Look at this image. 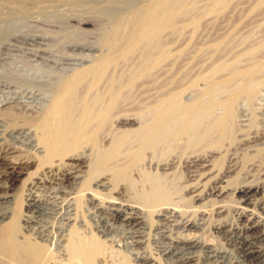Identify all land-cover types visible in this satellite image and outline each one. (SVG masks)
<instances>
[{"label":"bare ground","instance_id":"bare-ground-1","mask_svg":"<svg viewBox=\"0 0 264 264\" xmlns=\"http://www.w3.org/2000/svg\"><path fill=\"white\" fill-rule=\"evenodd\" d=\"M49 1L52 2L54 0H0V7L8 5L10 7V13L12 12L11 14L20 15V17L15 16V18L8 15L0 16V54L3 50L2 54L4 58H10L12 52L19 48L16 43H19L20 38L23 41L32 42V44L38 43L39 41L44 42L45 34L43 37V35L37 32V27L34 30V26H31L32 23L26 20L33 11H38L37 14H41L40 17L42 16L45 26L52 24L57 27V31L55 29L54 32L48 34V39L51 42L48 48L46 50L42 49L36 54L40 59L39 63L38 59L37 63L34 64L27 59L17 60L13 57L4 64L1 62L3 65L0 71V114H2V110L5 111L7 108L12 110L13 106H16L15 108L24 107L33 113L35 112V108L39 106V111L36 112L37 114L35 113L37 115L36 119L34 120V117H32L34 120L31 126L33 130H31L30 126L28 128L25 126L12 129L11 131L9 130L10 133L8 131L9 137L14 143L13 150L15 152L13 154H16L19 148L25 147L31 150L41 163H43V159H46L48 162L51 159L52 169L49 168L45 171V175L54 173L53 171L57 169V172H60V178L57 175L58 180L63 185L65 184L72 190L83 193L84 195L86 194L82 196L86 197L90 202L100 201L99 203L102 204V209L111 210L114 220L111 225L120 226L129 230L130 242L127 245V249L134 255L135 261L138 264H160L157 258L147 257L149 254L143 256L145 254L138 253L146 245L147 231H150L153 227L155 231H158L156 234H160L158 236L161 240L159 253L160 257L167 264H198L200 261L206 264H264V230L261 228L264 225L251 219L246 209L241 208L239 203L241 198H245L248 196L247 194L258 189L259 182L248 181L246 179L248 175L252 174L250 172L264 174V109L257 111L250 109V104L252 103L250 101L254 99L252 93L250 94V99H252L250 101L249 99L248 101H242V103H240L239 97L243 96H239V92H233L226 100L224 99V101L218 103L215 101L204 102L201 97H192L193 99L182 102L179 91L166 94L157 105L152 106L153 108L150 114L142 117L138 115L141 118V123L137 130L125 131L120 134L112 133V136L109 137V142L105 146L102 145L104 138L111 133L110 131H105L107 124L113 118V113L120 110L123 105H121V102L123 99H126L125 96L127 93L134 88L139 80H142L140 78L146 73L151 72V69L165 57V52L163 53L162 50L156 55V40L159 39L158 37L161 35L162 30L164 31V29L167 30L172 27L175 20V12L181 11L183 8L180 6L163 8L165 4H161L162 11L159 19L161 24H157L156 14L154 25L147 26L145 22L139 20L125 38H120L121 36L118 33L119 27L116 25V22L124 17L126 12H130L134 7L139 6L140 0H55L58 5L62 4L63 10L58 9L55 3H53L54 5H51V3H49L50 5L46 4ZM219 1L222 2L224 0ZM155 5L153 11L157 9V3ZM263 8L264 0H259L251 7L250 13L255 15L257 12L260 13ZM80 11H82V14L87 13L89 18L92 19L89 21L93 22V31L72 28L68 24L69 18H77L79 16L77 14ZM31 17L34 16L32 15ZM193 22L192 24L196 25V22ZM77 23L78 26H84L89 22L84 18L78 17ZM260 25L262 23L259 25L257 23L255 27ZM108 28H111V30H108ZM250 31L252 30L250 29ZM11 38L16 43H10L9 40ZM119 41L121 45L118 46ZM143 45H146L150 49L151 53L149 54L151 55L146 56L144 65L142 66L141 64L142 67L135 68L132 71H116L120 59L126 60V58H130L129 55L140 46L143 47ZM99 46L100 48L105 47L108 54H100L101 56L94 61L89 60L92 62L86 67L84 66L80 69L74 67L73 63L76 56L74 52H90L94 48L98 49ZM261 46L264 48V43L256 46L252 45V48L248 49L247 53H251V55L255 52L257 53L261 49ZM67 51L72 54H66ZM86 55L90 54L87 53ZM244 56L247 55L245 54ZM81 59L84 60V58ZM86 61L88 60L86 59ZM256 61L258 62L253 63L250 61V64L248 63L246 67L231 71L232 73L222 82H219L218 85L222 86L227 83L230 84V82L243 83L246 79H249V83H255L259 79V76L261 77L259 73L264 70V59L260 60V62L259 60ZM202 97L204 96L202 95ZM263 106L264 103L260 107ZM218 110H221V112L218 113ZM5 112V114L16 113H11L10 111ZM123 114L126 113L123 112ZM127 114L126 117L128 118L131 114L128 116ZM119 116L121 115H118L117 119H119ZM114 118L116 117L114 116ZM257 118H260V124L263 128L260 131H251L250 129L247 131L246 128V132L242 131L243 133L238 139L240 144L244 146L243 151L253 158L252 163L249 164L247 169H244L242 164L243 169L241 168L239 171L238 166H236V170L238 169L239 172L245 175L244 179L237 186L235 185L236 187H230L231 181L228 179L229 175H226L227 177L225 175L220 176L213 182V186H210L209 192L208 190L205 193H202V191L199 192L201 187L200 189L195 188L196 190L192 191L194 189L191 187V195L189 193V200L191 199L193 204L203 203L204 201L209 202L215 206L216 215L218 216L221 215V212L217 209H224L225 207L224 202L218 200L223 193L227 192L230 193L229 195L235 196L238 194L241 195L239 199L233 201L234 212L236 211L239 224L231 225L222 223L220 220H214L215 223L212 221L215 233L222 234L228 240V243L230 242V245L233 246L232 248L235 247L238 254L237 259L232 258V255L226 252L227 250L214 249L212 245L203 242L200 243L196 238L197 233L196 236H191V234H194L201 228V224L199 223L201 220L184 214L173 203H169L171 202L169 200V190L167 189L168 191H166V188L157 181L156 183L150 182L147 191L142 190L141 195H139L141 204L136 202L129 203L128 201L127 203H121L118 201L120 199L117 200L119 198L118 196L122 195L120 186L124 184L129 170H132V167L142 158L141 155L143 153L148 151L155 156L157 154L156 152L161 150L162 145H168L170 143L169 139L175 141L177 139L181 140L182 138H185L186 141L188 140L190 146L193 145L194 147L197 145L200 148H206V150L210 148L212 154L220 153V150L213 149L212 145L220 148V145L225 144L226 136L232 129L233 124H237L240 128L246 127L251 120H257ZM0 119L3 120V117ZM210 119H213V121L210 122ZM126 121L125 118H122L120 120L121 125L126 123ZM201 123H206L203 129L200 127ZM4 132L5 124L4 126L0 124V134ZM212 133H218L219 135L212 139L210 137ZM214 134L212 135L214 136ZM209 138L212 140H209ZM209 144H211V147ZM225 154L227 155L228 152ZM228 157L230 159L229 163L237 158L235 156L231 159L232 154ZM89 159L90 161L88 162ZM203 159V156L194 155L190 156V159L186 161V168L196 164L200 166L196 169V175H189V178L195 184L185 185L183 188H186V192H188L187 189L190 186L198 187V181L204 180L211 175V172L206 169L207 166L203 164ZM27 163L30 164L31 160H25L24 163H20L11 154L5 157L0 156V189L3 190V192H0V259L2 261L4 260L6 264H20L23 262H27L28 264H46L49 257V253L46 250L48 248L46 245L48 244H45L46 241L44 243L42 238H40L41 243L36 242L38 239L32 242L27 238L28 236L24 237V235L22 236L24 241L22 240L20 242V239L18 240L20 234L19 222L22 221L23 224L21 225L25 228L26 225L33 222L32 216L30 215H40L39 217L41 218L42 216L43 218L44 215L50 216L57 214L59 211L54 201L53 203L45 202L40 200L38 198L39 196H36L37 194L30 193L26 198V214L21 216L20 219H15L14 206L16 199L13 194L15 191V188H13L15 185L14 182L19 181L20 177L24 175L22 166ZM236 163L238 162H235V165H237ZM233 168L231 169L232 171L235 169ZM160 169L164 172L167 166H163ZM226 173L231 174V171ZM166 174L165 176H167ZM37 180L36 183L46 181V179L41 177L37 178ZM89 184L92 186L90 187ZM63 188H61L62 191ZM111 193H114L117 198L110 196ZM103 196L109 197L106 198ZM201 206L198 204L196 208H202ZM145 211L154 215L155 220H150L151 222L149 221L150 223H147L144 220L146 218L143 217ZM200 215L205 216L204 213ZM65 220L68 221V224L74 222L70 216ZM111 225L106 222L103 227L107 229ZM168 227L176 230L180 236L177 239L170 238L169 234L172 230H168ZM78 239L76 237L70 238V242H66L71 252L70 255L73 254V257H76L78 259L77 261L81 262H78L79 264H93V259L99 253V243H92L93 241L87 242L86 240L83 242Z\"/></svg>","mask_w":264,"mask_h":264},{"label":"rangeland","instance_id":"rangeland-1","mask_svg":"<svg viewBox=\"0 0 264 264\" xmlns=\"http://www.w3.org/2000/svg\"><path fill=\"white\" fill-rule=\"evenodd\" d=\"M258 1L259 0H228V1L224 0L222 2H220L219 0H140L139 1L140 5L134 7L135 10L133 9L130 12L129 11L126 12L124 17L120 18L116 22V25L119 27L118 33L121 36L120 38H125L130 33L132 27L139 20H141V22H145L147 26H150L152 24L154 25L156 14H157V24H161V21L159 20L162 11L161 4H165L163 8L168 6L171 7L180 6L183 8L181 11L175 12L174 15L175 20L173 19L174 22L172 24V27L167 30L164 29V31L162 30V33L160 35L161 37L160 36L158 37L160 40L159 39L156 40L157 42L156 55H158L161 52L160 50H162L163 53L165 52L164 53L165 57L162 59L160 63H158L151 69V72H148V74L146 73L142 78H140L142 80H139L136 83L137 86L135 85L134 88H132L131 91L127 93V95L125 96L126 99H123V101L121 102V105L122 104L123 105L121 106L120 110L113 113L114 114L112 116L113 118H111V120L107 124L105 131L106 132L110 131L111 133L109 134L110 136L108 135L106 136V138H104L102 145L105 146L109 142L110 140L109 137L112 136V133L120 134L125 131L137 130L141 123L140 117L150 114V112L152 111L151 109L155 106V104L157 105L166 96V94L173 93L175 91L177 92L179 91V93L181 94L180 100L182 102L189 101V99H193L192 97L194 98L201 97V99H203L204 102L215 101L217 103L224 101V99L226 100L233 92H239L240 93L239 96H243V97H239L241 101V102L239 101L240 103H242V101L245 100L248 101V99L250 101L252 99V98L250 99V94L252 93L254 99L251 100L250 102L252 103L254 102V103L253 105L252 103L250 104V109L252 111L253 110L257 111L260 109L263 110L264 106L263 107L260 106H262V104L264 103V73H263L264 70L261 72L263 75L259 73L261 77L259 76V79H257L256 82L253 84L249 83L250 82L248 81L249 79H246L243 81V83L230 82L231 85L229 83H227L228 85L227 84L222 86L218 85L219 82H222L232 73L231 71L246 67L250 61L254 63V62H258L256 60H259L260 62V60L264 59V48H262L263 46H261V49H259L257 53L255 52L252 55L251 53L250 54L247 53V50L252 48V45L256 46L260 43L262 44L264 43V20H263L264 8L262 10L263 12L262 11H260V13L257 12L255 13V15L250 13L251 7ZM49 3H51V5L55 3L56 7L60 10L64 9L62 7V4L58 5L55 0L52 2L51 1L46 2V4ZM156 3H157V9H154L153 11V8L156 6L155 5ZM0 9L2 10V11L0 10V16L8 15V16H12L13 18H15V16L16 17L18 16V14H11L12 12L10 13V7L8 5L1 6ZM33 12L31 14L35 18L31 17L32 15L30 14L27 17L28 19L26 18L25 19L28 22L32 23V25L30 23L29 24L31 26H34L33 27L34 30L37 27L38 30L37 32L43 35V37L45 34L44 37L45 44H43L44 43L43 41L42 42L39 41L40 43L37 41L38 43L32 44V42L23 41L22 38L19 39V43L13 41V38H11L9 42L16 43L19 46L17 50L12 52L11 57L17 60L27 59L28 61L36 64L38 60H39L38 63L40 62V59L36 54H38L42 49L46 50L48 48V46L51 43L48 39L49 38L48 34L54 32L55 29L57 31V27L52 24H50L49 26H45L44 20H42L43 19L42 16L40 17L41 14L38 13L39 14L38 15L37 14L38 11L37 12L33 11ZM77 16L79 18L81 17L82 19L84 18L89 23L84 26L79 25L81 26L79 27L77 23L78 17L77 18L73 17V19L69 18L68 24L72 28L85 29L88 31L94 30L93 22L89 21L92 19L89 18V15H87V13L82 14V11H80L77 14ZM259 16L260 18H258ZM18 17H20V15ZM258 19L261 20L259 21ZM193 21L196 22L195 23L196 25L192 24ZM257 23L258 25L262 23V25L255 27ZM21 24L24 25V23L22 22ZM41 24L44 26L41 27L42 26ZM253 28H254V33H253ZM250 29L252 31H250ZM108 30H111V28H108ZM119 45H121L120 41L118 42V46ZM141 46L135 49L129 55L130 58H126L127 61L120 59L116 71L118 72H121L122 70L132 71L135 70V68L137 69L138 67H142L144 65V62L146 61L145 60L146 56L151 55L149 54L151 53V51L149 48L146 47V45L145 46L143 45V47ZM36 47H37V51H36ZM95 49L96 48H94V50L90 52L85 51L86 53L74 52V54L76 55L75 61L73 63L74 67L79 69L81 67L83 68L84 66L86 67L90 65L91 62L97 59L99 56L108 54L107 49L105 47L100 48L99 46L98 49L96 50ZM2 52L0 54V71L2 70V65L11 58V57L4 58ZM14 53L17 55H15ZM67 53L68 54L70 53V55L72 54L69 51H67L66 54ZM87 53L90 55H86ZM245 54L247 56H244ZM81 58H84V60ZM86 59L88 61H86ZM238 59L240 60L238 61ZM169 90L170 92H168ZM202 95L204 97H202ZM133 102L135 103L132 104ZM256 104L260 105V106L258 105L259 108H257L258 106ZM15 107L16 106H13V109L14 110L16 109L15 111L13 109L10 110L8 108L5 111H10L11 113L16 112V113H12V114L7 113L8 114L7 115L5 114L6 112L2 110L1 113L4 114L3 115L0 114V116L2 115L0 118L3 117V120L0 119L1 121L0 124H2L3 126L5 124V132L0 134V138H1L0 156L5 157L11 154L14 157H16L17 161L20 163H24L25 160H31L30 164L27 163L22 166L24 175L20 177L19 181L14 182L15 185L13 188H15V191L13 192V194L16 199L14 206L15 219L16 220L20 219L21 216L26 214V210H27L26 198L27 195H29L30 193L34 195L37 194L36 196L37 197L39 196L38 198L45 202L53 203L54 201V204L58 206V210H59L57 214H53L50 216L44 215L43 218L41 216L42 219L39 217L40 215H35V216L30 215L32 216L31 218L34 223L31 222L30 223L31 225L28 224L29 226L26 225L25 228L21 225L23 223L20 220L21 221L19 222L20 234L18 236V240L20 239L19 240L20 242H22V240L24 241L22 237L24 235V237L28 236L27 238L32 242H35L37 239L38 240L36 242H40L41 241L40 238L44 240V243L46 241L45 244H48L46 245V247L50 248V249L46 248L47 252L49 253L48 256L50 257V259L48 257L46 264L81 263L80 261H77L78 259L76 257H73L74 256L73 254L70 255L71 252L69 251L70 249L67 244L70 242V238L72 239L75 237L76 239L79 238L80 241L83 242L84 240H86L87 242L93 241L92 243L94 242L99 243L100 245V248L98 250L99 253L93 259L94 260L93 264H138L135 261L134 255H132L130 251L127 249V245L130 242V232L126 228L116 225H111L114 222L111 210L102 209V204L99 203L100 201L90 202L86 199V197H83L86 194L84 195L83 193H79L75 190H72L69 187H67L65 184L64 186L63 183H61V181L58 180L57 175H59L60 178V172L59 171L57 172V169L55 170L53 169L54 173L45 175L44 174L45 171H47L49 168L52 169L51 159L49 160V162L46 159H43L42 160L43 163H41V161L38 160L36 156H34L35 154L32 153L31 150H28L25 147L19 148L16 151V154H13L15 152L13 150L14 143L12 142L13 140L9 137L10 131L12 129H16L19 127H25V126L27 128L29 126L31 127L34 123V120L36 119L37 116L36 112L39 111V106L36 107L37 109L35 108V112L33 113L24 107L21 108L20 107L15 108ZM123 107L125 108L122 109ZM122 111L125 112L126 114L128 113L127 116L129 114L131 115H129L127 118L126 114H123ZM220 112L221 110H218V113ZM135 113L136 114L139 113V114L136 115ZM118 115H121L119 116V119H117ZM114 116L116 118H114ZM20 117H22L23 119ZM32 117H34V120ZM120 118L121 119L125 118L128 122L131 123L128 124V122L126 121V123L121 125ZM209 121L211 122L213 121V119L212 120L210 119ZM251 122L246 127H241V128L237 124L235 125L233 124L232 129L230 130L229 134L226 136L225 144L220 145L219 146L220 148H217L216 145H212L213 149L220 150V153H216V154H212L210 148H207L206 150V148H200V146L197 145L194 147L193 145L190 146V144H188V140L186 141L185 138L184 139L182 138L183 140L177 139L175 141L169 139L170 143L169 140L168 143L170 145L169 144L162 145L163 147L161 146L160 148L161 150L156 152L157 154H155V156L148 151L143 153V155H141L142 158L140 157L141 159L138 160L137 164L133 166L134 168L132 167V170L131 169L129 170V173L127 174L128 175L127 179L124 182V184L120 186V188L122 189V195L118 196L119 198H117V196L114 193H111L110 196L117 198V200L120 199L118 201L121 203H125V202L127 203L128 201L129 203L136 202L138 204H141L142 202L139 195H141L142 190L147 191L149 183L150 182L156 183L157 181L159 182L160 185L166 188L165 189L166 191L169 190L168 191L170 195L169 200L171 201L169 203L171 204L173 203V205L176 206L179 209V211L183 212L184 214H188L202 221V222L199 221V223L201 224V228L198 231H196L194 234H191V236L192 235L196 236L197 233L196 238L200 243L203 242L212 245L214 249L217 248L218 250H223V251L227 250L226 252L229 255L231 254L232 258H236L238 254L237 251L235 250V247L232 248L233 246L230 245V242L228 243V240L222 234L219 235L215 233V229L212 225V221L213 223H215L214 220H220L222 223L225 224H231V225L239 224L238 221L239 219L236 214V211L234 212L235 209L233 206L234 204L233 201L239 199L241 195L238 194L237 196H235V195H229L230 193L227 192L223 193L222 194L223 196L221 195V197L218 200L224 202L225 207L224 209H217L218 211L220 210L219 212H221V215L219 216L216 215V208L211 203L209 202L207 203L206 201H204L203 203L193 204L191 202V199L189 200V196L191 195L192 191L196 190L195 188L200 189L201 187L199 192L202 191V193H205L207 190L209 192L210 186H213V182H215L217 177L220 176L229 175L228 179L231 181L230 187H236L244 179L245 175L239 171L241 168L243 169V167L244 169L245 168L247 169L249 167V164L252 163L253 158H251L250 155L248 156V154L245 151H243L244 146L240 144L238 140L239 136L243 133L242 131L246 132V128L247 131L248 129H250L251 131H258V130L260 131L263 128L262 125L260 124L261 123L260 118L259 119L257 118V120L255 119L251 120ZM205 125L206 123H201L200 127H202L203 129ZM31 130H33V127H31ZM212 134L210 135L212 139L216 138L219 135L218 133H215L214 136ZM211 138H209V140ZM210 145L211 144H209V146ZM226 152H228L227 155L225 154ZM230 154H232L231 159H233V157L235 156L237 157L231 162L232 164L229 163L230 159L228 156ZM194 155L200 157L203 156L204 158L203 164L207 166L206 169H208V171H210L211 175L214 177L209 175L208 178L198 181L199 182L198 187L190 186V188L187 189L188 192H186V188H183L185 185H190L191 183L192 185L195 184V182L189 178V175L191 174L196 175L197 173L196 169L200 167L199 164H196L194 166L191 165L188 168L185 167L186 161L190 159V156H194ZM89 161L90 159L88 160V162ZM158 162L160 163L158 164ZM235 162H238L236 163L237 165H235ZM242 164L243 167L241 166ZM232 165L235 169L232 167ZM163 166H167L166 169L167 171L164 170V172L166 171L165 173H167L166 174L167 176H165V173L162 172L163 170L160 169ZM236 166H238L237 168L239 169V171L238 169L236 170ZM232 168L234 169L233 171L231 170ZM228 171H231V174H227L226 172ZM250 173L252 174L248 175L246 179H248V181L259 182L258 189L253 190L252 192L247 194L248 196H246L245 198H241L239 202L240 207L246 209L251 219H253L257 223H261V225H264V174H256L257 172H250ZM39 177L46 179V181L36 183L38 181L37 178ZM53 180L55 182L56 181L58 182L55 183ZM89 185L90 187L92 186L91 184ZM191 187L194 190H192ZM61 188H63V191ZM0 192H3V190L0 189ZM55 201L58 202L56 203ZM198 204L199 206L203 205L201 206L202 208H196ZM144 213L145 214L143 215V217L146 218L144 220L147 223L150 220L152 221L155 220V216L152 215L150 212L145 211ZM149 213L151 214V216ZM201 213H204L206 217L200 215ZM68 215L71 217V219H73L74 222L68 224V221L65 220L69 218ZM59 221L63 222L64 224L60 223ZM106 222L109 225H111V227L108 226V228L105 229L103 226L106 224ZM68 225L71 226L69 227ZM32 227L34 228L32 229ZM261 228L264 230V226ZM168 230H172V229L168 227ZM71 231L73 232V234ZM147 233H148L146 235L147 238L145 240L146 245L142 249H140L141 251L139 250L138 253L140 252V254H145L143 256H147L149 254L147 257L151 256L152 258H157L160 264H167L164 261V259L160 257V253H159L161 249L160 247L161 240L158 236L160 234H156L158 233V231H155L154 227L151 228L150 231H147ZM169 235L170 238L172 239H177L180 236L174 229L170 232ZM164 243H166V241H164ZM200 262L198 264H206L205 262L203 263V261L201 263ZM0 264H6V262L0 259ZM20 264H28V263L23 262Z\"/></svg>","mask_w":264,"mask_h":264}]
</instances>
